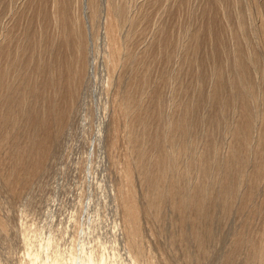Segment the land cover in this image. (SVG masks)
<instances>
[{
  "label": "rangeland",
  "instance_id": "374dc122",
  "mask_svg": "<svg viewBox=\"0 0 264 264\" xmlns=\"http://www.w3.org/2000/svg\"><path fill=\"white\" fill-rule=\"evenodd\" d=\"M92 1L94 2L92 3ZM111 1L113 4H117V13L119 14H117V16H119L117 17V20L119 18L118 21H120V23L116 33H120L119 36H121L122 43L127 41V45L124 44V46L127 48V50L125 49V52L129 54L127 59L120 61L119 65L116 66V70L114 69L115 71L108 69L109 64L105 57L106 39L103 28L106 7L104 6L106 3L105 0H90V3L89 0H63L62 2L67 24H73L75 27H80L81 30L84 29L83 27L86 29V31L85 29L83 30V33L79 30L81 32L78 37L76 35L77 38L74 36L79 40L82 38L83 41L81 40V43L83 47L81 53H78L79 61L76 62L77 64L75 65L72 62V70L70 68L71 57L74 54L72 51L74 48L71 40L68 42L69 39H64L62 34L55 31L58 29V24L54 22L55 19L52 17L53 8L51 6L53 5H51V2H53V0H0V43L4 46L7 45L8 47V55L2 57V61L8 63L7 65L9 68L5 78L7 79L10 85V90L13 91L15 98L19 99L20 97L25 96L23 103H17L16 100L12 104L13 111L19 115L17 123L13 125L8 123L7 126H5L13 137L10 136L5 143L0 145V264H24V262H22L25 260L23 259L25 256L24 253L29 247L36 243L35 238L40 231L45 234H52L61 248L70 249L73 247L76 240L79 239L80 227L85 224H89L91 231H93L92 234L96 235L93 249L96 257H100L101 253L106 256L107 254L116 252L125 260L128 258L125 245H123L124 241L121 239V235L118 234L121 232V221L115 208V201L113 200L114 187H116L115 184L119 179L118 162L120 161L122 154L126 152L124 150L127 148L124 146V131L121 124H119V130L117 132L112 130L110 98L113 89L115 90L117 87L121 88L124 84L129 72L136 70L139 80H147L143 83L145 86L142 92L143 99H146L147 92L154 93V89L156 94H160L162 108L165 112L172 107V87L179 83L181 90L177 92L176 97L180 99L185 98L186 100L189 99L194 102L193 113L191 115L193 116L194 114V116L191 118L192 125L190 124L189 126L191 131L189 130V136L187 135L189 141L192 137L191 145L187 146V148L186 146H183L184 149H182L186 153L190 151L188 154L197 152L198 149H202L205 153V158L210 162V166L215 162H223L227 153L226 150L228 149L227 141H229L231 129L230 123L237 117L235 103L232 99L228 100L230 94L227 85L228 74L233 73V70L230 67V60L234 48L237 46L244 50L250 48L252 50L254 49L257 53L256 57L253 56L252 60L248 59L246 62L247 79L254 85L253 89H255V83L259 81V73L261 74V72H263L264 74V51L260 43L258 31H256L258 30L260 16L255 7V2L259 3L264 11V0H222V12V8H220L219 4L214 3L211 14L213 17V23L218 31V37L215 39V43L209 42L207 39L203 38L195 53H190V51H188V54H186V47H184V44L186 43L185 35H182V33L187 30V28L193 29L194 27H197V25H200L202 21L204 22V18L200 17L203 0H188L189 2L187 0H175L177 3L173 2V0H120L118 3H116L115 0ZM64 2L65 4H63ZM140 2L143 3V7ZM171 2H173V4ZM140 7L142 8L140 9ZM139 10L143 11L139 13ZM75 11L77 13H74ZM126 12L130 16L127 15ZM223 12L225 13L222 14ZM249 12H251V15H249ZM133 13L135 14V17L132 16L134 19L130 18ZM137 13H139V17L136 15ZM143 14H145V16ZM222 15H225L226 18ZM126 17L129 18L130 22L133 20L134 22H127L128 18ZM50 19L53 22H51ZM238 20H240V27H238L237 24ZM135 21L137 22L136 24ZM52 23H56L57 25H53ZM131 24H133V26L129 27ZM159 24L161 25L160 27ZM162 25L164 26V29ZM135 26L137 27V32H135ZM161 28L163 30L162 36L164 34L165 36L161 39L162 43L158 44L157 41H154V38L156 39L159 36L162 31L160 30ZM230 28L235 33L234 39L229 36ZM126 30H130L128 33L133 30L135 34L131 32L128 36L127 33L128 39H126V35L122 36L125 34ZM1 34L2 36L4 35L3 38ZM58 34L62 36L60 37ZM55 35H57V38ZM131 36L132 38H130ZM52 37H54V39H52ZM86 37L88 41L86 40ZM123 37L125 40L122 39ZM150 38L151 41L148 43ZM131 39L132 41H130ZM86 42L88 43L87 45H85ZM67 43L69 45L68 49L67 47L65 48ZM159 47L161 48L159 49ZM164 48L166 50H164ZM211 49L214 50L213 54L211 53ZM184 58L185 60H183ZM193 61H195L196 64H194ZM179 64H182L183 72H180L178 79H176L178 80L177 83L173 82L175 81V78L172 81L171 75ZM82 65L83 67H81ZM107 65L108 68H106ZM187 66L188 70H186ZM219 66L222 67L221 69L223 71L221 91L224 95L217 100L211 101L207 97L208 90L211 88V83L213 82L211 72L213 67L218 69ZM112 72H115V74H111L113 76L115 75L112 78L114 81L111 79L113 83L110 81L111 83L108 84L107 75ZM118 75L121 76L120 81L116 78ZM4 96L5 93L3 92L0 99ZM246 96L249 104L252 106V114L254 117V125L252 127L253 132L256 128L254 126L257 125V119L254 115V104L256 101L254 100V97H250L251 94H247ZM25 112H29L34 116V123L26 122L27 119L24 115ZM201 115L203 116L201 117ZM202 118L203 120H201ZM209 118H211V120ZM211 122H213V124ZM223 124L226 127L229 126V129L227 128L228 131L226 130V132H224L226 128H223ZM159 125L160 122L158 123V126ZM160 128L161 125L156 130H160ZM211 128H213L212 132ZM15 133H17V136ZM224 133L229 135H225ZM14 136H16V139ZM224 137L226 140H224ZM221 140L224 141V143ZM195 141H197V143ZM205 142L207 145H205ZM213 143H215V145ZM250 143L253 144L251 136L248 144L246 143L240 147L238 146L237 151L238 156L242 157L241 154H243L241 160H245L241 161L243 163L242 166L247 165L249 167L248 169H250L253 164L252 160L254 159V153L256 150L255 146H252L253 150L251 149L252 147ZM30 144L34 145L33 152H36L32 158L33 165L21 172L19 180L17 181L18 183H11L13 180L17 179L13 176V179L9 180V175H7L9 173L7 167L13 163V158L10 156V153H15L16 150ZM195 144H198L199 146ZM201 144L203 145L201 146ZM145 147L155 148L158 151H164L167 153L168 150H171V147L173 148L175 146H166L167 148H165V146ZM207 149H209V151ZM249 149L251 150L248 151ZM242 151L246 153H243ZM185 152L184 154H186ZM213 153H217L218 156ZM184 154L182 155V160L180 159L181 162L186 160L183 158ZM221 154L223 155L222 160H220ZM186 155L185 157H187ZM245 155L249 156L247 157L248 159ZM209 157L213 159L214 163H212L213 161H210L212 159ZM247 160L252 163H245ZM241 162L238 163L240 165L236 162L237 167L239 166L238 168L241 171L237 167V169L235 168V164L230 167L232 170H229L231 173L230 175L234 176L233 181L235 182L232 181L233 176H230L227 180L230 182H228V185L232 184V181L233 186L230 185L228 188L229 191L228 189H225L226 191H222L223 189L218 190L219 186L218 182H216L217 179H213L212 189H214L211 194H208L206 198L207 204L206 207L204 206V211L202 213L205 219L206 216L209 215V218H207L208 220L206 219L207 224L205 222L207 226L204 224L205 228H203L207 231V234L204 235L201 232L203 229L200 228L201 231L199 235L201 236L202 233V237L205 240L200 239L202 242V249L201 245L196 248L195 244L197 241L191 238L190 235L183 237L184 240H178L179 244H177V240L174 241L173 238L171 239L175 222L174 226L172 224L173 222L170 223L173 218L169 220L168 216L173 217L174 214H172V211L169 209L170 207H168L169 204L167 202H164V206H161L165 211L160 208L158 212L159 214L155 216L157 222L150 223L151 220L155 221L154 216L150 214L142 217L141 220L144 221H141L143 238L145 242L148 240V242L151 243L149 245L148 242H144V244H146L151 250V255L156 263L162 264L164 261L160 260V254H162L160 252L163 250L166 251H163L162 257L165 255L166 258L170 257L169 260L172 262L171 264H231L232 262L230 261L233 260V264H242L246 258H251L250 243H248V241L251 240L250 237H254L255 231L259 227L261 221V216L257 213V203H259L258 201L261 197V190H263L261 188H263L262 184L264 183V175L258 177L260 179L253 177L251 181L242 180L243 178L239 177V174L242 176L243 173L246 172L247 166L246 168L243 166V170ZM209 168H211L212 171L209 169L204 176H201L204 179L206 178V180L210 178V181L212 180L211 178L214 177L213 171L214 173L216 171L214 170V166ZM232 168H235L237 173ZM233 171L235 173H233ZM191 177L193 178L194 176ZM191 177L187 180L188 184L193 180ZM261 177L263 178L261 179ZM237 178L238 181L240 180L237 186L239 188L235 190ZM134 180L136 183L138 198L141 199V188H139L140 186L138 185V176L136 173L134 174ZM256 180L259 181L258 184L256 183ZM242 181L244 183H240ZM248 182L251 184L249 183L248 185ZM249 186L250 188H253V193H250L251 197L247 195L246 192V187L248 189ZM257 187H261L259 188L260 190H258ZM217 190L219 192H217ZM255 191L258 192L259 197H257ZM225 192H227V194L230 192L228 195L233 196H226V198L224 196L227 195ZM218 193L221 195V200L219 199L220 195ZM243 194L244 197L242 196ZM254 194L256 195V198L253 196ZM215 198L218 199L215 200ZM224 198L225 203L223 201ZM254 198L259 199L255 202ZM249 200L251 201V204H248V202L250 203ZM215 201L217 202V209ZM213 202H215V204ZM219 202L221 203L222 208L220 207ZM233 202H237L239 205L237 206V204H234ZM246 203L248 204L247 206ZM226 204L227 209L225 207ZM223 207L226 210L223 209ZM235 207L237 208L236 210ZM246 207H248L249 210H247ZM219 208L221 209V212L225 210V213L222 212V214H220ZM229 209L231 211H229ZM163 211L165 217L163 216ZM205 212L210 214H205ZM212 213L217 214L213 216V219L211 218L213 215ZM90 216H93V221L88 219ZM147 216L151 218L153 217V219ZM201 216L199 217L200 219L203 218ZM4 218L7 220L9 219V222ZM147 218H149V220ZM204 218L201 219L202 226L205 220ZM200 219L198 220L197 218L199 224ZM208 221L210 223H208ZM159 222L161 225L158 227ZM155 224H157V226ZM209 224H211V227ZM152 225L155 226L154 230L152 229ZM147 227L151 228L153 234L146 229ZM208 227L209 231L207 229ZM235 228L238 230H235ZM168 232L170 234H168ZM208 232H210L209 235L213 237L210 238ZM161 234H163V236ZM227 234L230 235L229 239L227 238ZM231 234H235V238ZM240 234L243 238L239 236ZM165 235H167V237ZM147 237H149V239ZM240 238L244 239L243 242ZM99 240L102 242L104 241L105 248L97 242ZM151 240L153 242H151ZM180 241L186 244H183ZM244 242L246 244L245 246H247L246 249L243 247ZM156 243L157 245H155ZM160 244L161 247L164 245L166 247L161 248ZM228 244H233L232 246L230 245V249L228 248ZM177 245L180 246L177 247ZM240 245L242 246L240 247ZM155 246L158 247L155 248ZM184 246L186 249L189 248L186 252ZM54 247H56V244L53 241L50 248ZM159 247L161 250L157 251ZM153 248L155 249L153 250ZM232 248L233 251L231 250ZM237 249L242 252L240 253ZM244 249L248 251L246 252ZM204 251H207V253L205 252L204 254ZM197 252H200L198 254L201 256L198 255V257ZM225 252L228 253V258L226 257ZM237 252L241 255L239 256L236 254ZM229 253L230 257L234 258L235 256L236 260L235 258H232L233 260H231ZM192 254L194 256H192ZM202 254L206 256L204 257ZM223 254L225 255V258H227V261H225ZM157 256L159 257L157 258ZM162 257L161 259H164ZM188 257L193 259L191 260ZM183 260H187V262H184ZM193 260L197 261L193 263Z\"/></svg>",
  "mask_w": 264,
  "mask_h": 264
},
{
  "label": "bare ground",
  "instance_id": "6f19581e",
  "mask_svg": "<svg viewBox=\"0 0 264 264\" xmlns=\"http://www.w3.org/2000/svg\"><path fill=\"white\" fill-rule=\"evenodd\" d=\"M105 1H106V3L104 6H106V7H105V14H104V21H103L104 27L103 28H104V35H105V39H106L105 40V42H106L105 43L106 44L105 57H106L108 64H109V68H108V65L106 68L110 69L111 71H115L117 68L116 66L119 65L120 61H124L125 59H127V56L129 54H127L125 52V49L127 50V48H126V46H124V44H126L127 41H125V43H122L123 41L121 40V36H119L120 33L119 34L116 33L118 31L117 28H118V25L120 23V21H118L119 18L117 20V17H119V16H117V14H118L117 13V6H116L117 4H113L111 0H105ZM118 1L120 2V0H117V1L115 0L116 3H118ZM176 1L173 0V2H176ZM62 2H63V0H53V2H51V5H53V6H51L53 8V14H52L53 16L52 17L55 19L54 22H56L58 25L56 23H54V24L52 23V24L53 25L56 24L58 27V29L55 31H58L59 34H62L64 36L63 37L64 39H66V40L69 39L68 42L70 40L72 42V46L74 48L73 51L71 50L72 52H74V54L72 57L70 56L71 57V68L70 69L72 70V62L75 65L77 64L76 62L79 61V57H78L79 54L78 53H81L82 47H83L82 43H81L82 38H81V40L76 39V38L78 37V35L80 34L81 31L83 33V30L85 29V27L81 26L84 28V29L82 28L83 30H81L80 27H77V26L75 27L73 24H67ZM93 2L94 1H92V3ZM173 2H171V3L173 4ZM89 3H90V0H89ZM121 3H120V5H121ZM214 3H218L220 8H222V0H203L202 9L200 8L201 9V12H200L201 16L200 17L204 18L203 19L204 22L202 21L201 24L199 23L200 25H197V27H194L193 29H189L186 27L187 30L188 29L189 30L188 31L185 30L182 33V35L183 34L185 35L186 43L184 44L185 45L184 47H186V54H188V51H190V53H195V51L199 48L203 38L207 39L209 42L215 43V39L218 37V31L216 30V27L213 23V20H212L213 17L211 14ZM63 4H65V2ZM141 4L143 7V3H141ZM174 6H175V3H174ZM142 7H140V9ZM145 7H146V5H145ZM255 7H256L257 13L260 16V22H259L258 28H257L258 30H256V31H258L260 43H261V46H262L263 51H264V11H263V9L259 3L255 2ZM124 8H125V5H124ZM124 8H123V10H124ZM181 8H182V6H181ZM139 11H140L139 13H141V11H143V10H139ZM222 11H223V8L221 9V12ZM72 12H73V9H72ZM225 12H223L222 14H224ZM74 13H77V12L75 11ZM119 13H121V12H119ZM139 13L136 14L138 17H139ZM127 15H129V14L127 13ZM134 15L135 14L133 13L130 18H132V16H134ZM143 15L145 16V14H143ZM249 15H251V12H249ZM222 16H224V18H226L225 15H222ZM79 17H80V15H79ZM126 18H128V17H126ZM126 18H125V20H126ZM132 19H134V18H132ZM78 20H79V18H78ZM135 20H136V18H135ZM50 21H51V19H50ZM136 21H135V24L137 23ZM51 22H53V21H51ZM127 22L132 23V22H134V20L132 22H130V20L128 18ZM3 23H4V21H3ZM237 24H238V27H240V20L237 21ZM163 25H165V24H163ZM42 26H43V24H42ZM131 26H133V24H131L129 27H131ZM160 26L161 25L159 24V27ZM39 27H40V25H39ZM5 28H6V26H5ZM163 29H164V26H163ZM15 30H16V28H15ZM79 30H81V31H79ZM127 30H126L125 34L122 36L126 35V37H127V33L130 31V30L129 31H127ZM160 30H162V28ZM17 31H18V29H17ZM85 31H86V29H85ZM131 32H133V30H131ZM135 32H137V27H136ZM171 32H172V28H171ZM229 32H230L229 36H231V38L234 39L235 38L234 31L230 28ZM39 33H41V32H39ZM130 33H128V36ZM162 33H163V30L161 31V33L159 34V36L156 39L154 38V41H157L158 44L162 43L161 39L163 38V36H165V34L162 36ZM59 34H58V36H60ZM133 34H135V33L133 32ZM76 35H77V37H76ZM117 35L120 37V40H119V37ZM1 36H2V34H1ZM3 36H2V38H3ZM56 36L57 35H55V37ZM85 36H86V34H85ZM85 36H82V37H85ZM130 38H132V36ZM171 38H172V36H171ZM52 39H54V37H52ZM122 39L125 40L124 37ZM126 39H128V37ZM164 39H166V38H164ZM86 40H87V37H86ZM58 41L60 42L59 39H58ZM130 41H132V39ZM150 41H151V38L149 39L148 43H150ZM54 43H55V41H54ZM57 43H56V45H57ZM87 44L88 43L86 42L85 45H87ZM67 45H68V43H67ZM67 45H65V48L67 47V49H68L69 45L68 46ZM176 46H177V44H176ZM167 47H168V45H167ZM7 48H8L7 45L4 46L0 43V98H1L2 93L3 92L5 93V96L2 99H0V145L5 143L7 141V139L11 136L10 131L8 129H6L5 126H7L8 123H10V125L17 123V120L19 118V115L13 111L12 104L16 100H17V103H23L24 99H25V96H22L19 99L15 98L13 91L10 90V85H9L7 79L5 78L6 73H7L9 68L7 65L8 63L2 61V57L5 55H8V49ZM160 48L161 47H159V49ZM123 49H124V51H123ZM164 50H166V49L164 48ZM213 52H214V50L211 49L212 54H213ZM159 53H160V51H159ZM166 53H167V51H166ZM102 56H104V55H102ZM253 56L256 57L257 53L254 49L252 50L250 48H247L244 50V49L238 48V46H237L234 48V50L232 52V58L230 60V67L232 68L233 73H231V74L229 73L228 78H227V82H228L227 85H228L229 94H230L229 95L230 97L228 98V100L232 99L233 102L235 103V107H236L235 110H236L237 117L234 120H232L230 123V125H231L230 135L227 133H224L225 135H229V141H227L228 142L227 143L228 149L226 150L227 153L224 157L223 162L221 161V162H215L214 163L213 159L209 157L210 159H212L210 161H213L212 163H214L211 166L212 167L214 166V168H215L214 170L217 172V173L216 172L214 173V171H213L214 177L211 178L212 180H210V181H209L210 178H208V180H206V178L204 179L201 176V175L204 176V174L207 173V171H209V169L211 170V168H209V167H211L210 162H208V159L205 158L204 151L202 149H201L202 151L200 149H198L200 151L197 150V152L188 154V152H190V151H188L189 149L186 150V151H188L187 153L183 150L184 149L183 146L184 147L186 146V148H187V146L191 145L190 143H191L192 137L190 135L191 138L189 141L187 139L188 138L187 135L191 131L189 129V126L191 124V118H193V116H194V114H193V116H191L193 113V103L194 102L192 100H189V99L186 100L184 98L185 99L184 100V99H180V98L176 97L177 92H179L181 90L179 87L178 80H176V79H178L180 72H183L182 64H179L175 68L174 72H172V75H171L172 78L171 79L173 81L175 78V81H173V82H177L178 85H174L172 87L173 88L172 89V99H173L172 100V107L170 109H168L166 112L162 108V102L160 99V94H156L155 89H154L155 94L153 92H147L146 99L142 98V92H143V89L145 87L143 85V83L146 82L147 80L146 81H144V79H143V81L139 80L136 70H132L131 72H129L127 74L125 82L121 86V88L119 87L120 88L119 89L118 87L117 88L115 87L116 88L115 90L114 89H113V91L111 90L112 93H111V98H110L111 99V101H110V103H111L110 114H111L112 130L114 132H117L119 130V124H121L123 131H124V140H125L124 146H126L125 148H127L126 150H124L126 152L122 154V157L120 158V161L118 162V164H119V168H118L119 169V179L115 184L116 187H114L115 190L113 193V200L115 201V208H116V210L120 216L119 218L121 221V224H120L121 225V232H119L118 234L121 235V237H122L121 239H123V241H124L123 245H125L126 252L128 254V258L125 260L116 252H112L110 254H107L106 256L101 253L100 257H96L94 254V251H93L94 245H95V236L96 235L92 234L93 231H91L90 225L85 224V225H82L80 227L79 239L76 240L73 247H71L70 249L61 248L60 245L58 244L56 238L52 234H45L42 231H40L35 238L36 243H34V245L29 247L25 251V253H24L25 256L23 258L25 260L22 262H24V264H159L153 260V256L151 255V250L149 249V247L146 244H144L145 240L143 238L144 237L143 236V227L141 225L142 224L141 221H143V220H141V219L144 215L146 216V215L150 214V215L154 216V220H155V221H153V220H151V219H153V217L151 218V217L147 216V217L151 218L150 223L157 222L155 216L159 214L158 212H159L160 208H162L161 206H164V204H165L164 202H167L169 204V206L168 205H166V206L170 207L169 209L172 211V214H174L173 217L168 216L169 220L171 218L174 219V220L171 219L172 220L171 222L169 221L170 223L173 222L172 223L173 226H174V222H175V227L171 226L174 228V229L172 228L173 232L171 235L172 236L171 239L173 238L174 241L177 240V242H178V240H184L183 237H187V235H190L191 238H193L194 240L197 241L195 244L196 248L200 247V245H201V249H202V242L200 239L204 240V238L202 237V233L204 235L207 234V231H205L203 228H205V226H207L206 225L207 220H208L207 218H209V215L208 216L205 215L206 219H207L206 220L202 213L204 211V206L206 207V204H207L206 198H207L208 194H211V192L214 189V188L212 189L213 179L214 180L217 179L216 182H218V186L220 187V188L218 187V190L223 189L222 191H224L225 189L227 190L230 187V185L233 186L232 184H233V182H235V181H233L234 180L233 175H232L233 176V179H232L233 182L231 181L232 184L228 185L229 181H227L229 179V177L231 176L230 175L231 173L229 171V170H231L230 167H232V165L235 164V168H236L237 167L236 162L238 164L242 160L243 161L245 160V159L241 160V158L243 157V154H241L242 157L238 156V152H237L238 146L240 147L242 145H245L246 143L248 144L250 136H251V139H253V144L250 143L251 147L252 146L256 147L255 153L253 152L254 153V159H253L254 161L252 160L253 164H252L250 169H248L249 167L247 165H245V166L243 165L245 168L247 166L246 172L243 173L242 176H240V174H239V177L243 178L242 180H245V181L250 180L251 181V179L253 177L254 178L257 177V179H260L258 177H260L261 175H264L263 174L264 173V150H263V148H264V74H263V72H261V74L259 73V75H258L259 81H257L255 83V89H253L254 85L247 79V75H246V62L248 59L252 60ZM42 59H43V57H42ZM183 60H185V58ZM193 63L196 64L195 61H193ZM81 67H83V65ZM221 68H222L221 66H219L218 69L213 67L212 72H211V74H212L211 77L213 78V82L211 83V88L208 90V93H207V97L211 101L217 100L222 95H224V93L221 91V87H222L221 82H222V76H223V71ZM186 70H188V66H187ZM111 74H115V72L114 73L113 72L108 73V75H107V83L108 84L112 82L111 79L115 76V75L113 76ZM116 78L118 81L121 80L120 75L116 76ZM14 79H16V78H14ZM111 85H109V86H111ZM111 87H113V86H111ZM13 88H15V87H13ZM170 93H169V95H170ZM175 93H176V95H175ZM247 94H251L250 97H254V100L256 101L254 104V107H255L254 115H255V118L257 119L256 120L257 125L254 126V127H256L255 131H253L254 135L252 132V127L254 125V121H253L254 117L252 114V106L249 104L248 98L246 96ZM182 98H183V96H182ZM24 115L26 116V119H27L26 122L27 123H34L35 122V118L31 113L25 112ZM149 115H151V116H149ZM202 116L203 115H201V117ZM121 118H122V120H121ZM209 119L211 120V118H209ZM201 120H203V118ZM159 122H160L161 128H160V130L159 129L156 130L160 126V125L158 126ZM211 123L213 124V122H211ZM98 127H100V126H98ZM224 127L226 128L224 132H226V130L228 131L229 126L226 127L224 125L223 128ZM212 129L213 128H211V132L213 131ZM100 131H101V129H100ZM217 132H218V130H217ZM15 135L17 136V133H15ZM211 135H212V133H211ZM16 136H14L15 139H16ZM11 137H13V136H11ZM224 140H226V138ZM195 142L197 143V141H195ZM222 142L224 143V141H222ZM198 144H195V145L199 146ZM213 144L215 145V143H213ZM202 145L203 144H201V146ZM205 145H207L206 142H205ZM33 146L34 145H31V144L25 145V147L16 150L15 153L14 152L10 153V156L13 158V163H11L7 167L8 171H9V173L7 175H9V180H12L13 176H15L17 179V180H13L11 183H13V182L18 183L17 181L19 180L21 172L25 171L27 168H29L33 165L32 158H33V155L36 154V152L35 153L33 152V150H34ZM145 146H165V148H167L166 146H169V147L175 146V147H173L174 149L171 147V150H168V152L165 153L164 151H158L155 148L153 149V148L145 147ZM251 149L253 150V147ZM251 149H249L248 151H250ZM207 150L209 151V149H207ZM183 151L188 155L184 154ZM208 151H207V153H208ZM226 151H224V152H226ZM191 152H192V150H191ZM239 153H241V152H239ZM243 153H246V152H243ZM251 153H252V151H251ZM183 154H184L183 158H185L186 160L184 159L185 161L181 162L180 159L182 158ZM213 154H217V153H213ZM222 154H223V151H222ZM222 154L220 155L221 156L220 160H222V156H223ZM185 155L187 157H185ZM207 156H209V155H207ZM217 156H218V154H217ZM251 156H252V154H251ZM247 157H249V156H246V158ZM217 159H218V157H217ZM249 161H250V159H249ZM245 163L248 164L250 162H248V160H247V161H245ZM242 164L243 163L241 162V166H242ZM238 165H240V164H238ZM243 166H242V169H243ZM235 168H232V169L235 170ZM235 171L237 173V170H235ZM4 173H5V170H4ZM135 173L138 176V185L140 186L139 188H141V199H139L138 195H137V188H136V183L134 180V174ZM233 173H235V172L233 171ZM228 174H229V176H228ZM235 175H237V174H235ZM191 176H194V177L192 178ZM205 176H207V175H205ZM190 177L193 180L191 183L188 184L187 180ZM211 177H212V175H211ZM263 177H261V179ZM238 178H237V182H236L237 185L234 183L236 185V187L234 186L235 190L237 188H239V187H237L238 182L240 181V180L238 181ZM258 182L259 181L256 180L257 184H258ZM240 183H244V182L242 181ZM249 183L250 182H248V185H249ZM254 183H255V180H254ZM254 183H253V185H254ZM245 184H243V185H245ZM215 185H217V184H215ZM262 185H263V188L257 187L258 190H260L259 188L263 189V190H261L262 192L260 195L261 196L260 200L258 201L259 203H257L258 204V206H257L258 212L257 213L260 214L259 216H261V221H260L259 227L255 231L254 237L253 238L250 237L251 240L249 239L250 241H248V243H250L251 258L252 259L246 258V260L244 262L242 259V262H243L242 264H264V183ZM218 190H217V192H219ZM239 190H241V189H239ZM228 191H229V189H228ZM241 191H244V190H241ZM252 191H253V188H250V186H249V188L247 189V187H246L247 195L250 196V193ZM227 192H225V193L227 194ZM231 192H232V190H231ZM255 193L257 194V197H259L258 192L255 191ZM228 194H230V192ZM228 194L224 195V196L225 197L226 196H229V197L233 196V195L230 196ZM236 194H237V192H236ZM242 196L244 197V194ZM253 196L255 197L256 195L254 194ZM255 198H254L255 202H257L256 200L259 198H257V199H255ZM217 199L218 198H215V200H217ZM219 199L220 200L222 199L221 195H220ZM235 199L237 200L236 197H235ZM238 199H240V198H238ZM223 201L225 203V198ZM215 202H213V203L215 204ZM220 202H219V204L221 207ZM237 202H238V200H237ZM237 202H235V203L237 204ZM239 202H241V201H239ZM248 204H251V201H250V203L248 202ZM248 204L246 203V206ZM253 204H252V207H253ZM238 205L239 204H237V206ZM217 207L218 206H217V202H216V209H217ZM225 207L227 209V204ZM236 207H235V210L237 209ZM165 208H167V207H165ZM246 208H247V210H249L248 207H246ZM163 209L164 208H162V210ZM223 209H225V208L223 207ZM205 210H206V208H205ZM207 210H209V209H207ZM219 210H220V212H219L220 214H222V212L225 211L224 210L221 212L220 208H219ZM232 210H233V208H232ZM164 211H165V209H164ZM164 211L162 212L163 216L165 215ZM229 211H231V210L229 209ZM168 212H170V211H168ZM213 212H214V210H213ZM207 213L205 212V214H207ZM215 213L214 214L212 213L213 214L211 217L212 219H213L214 215H217ZM208 214H210V213H208ZM229 214H230V212H229ZM255 214H256V212H255ZM200 216L205 219L203 222V226L206 222L204 227L202 226V222H201V219H203V218L200 219L199 218ZM259 216H258V218H259ZM164 217H163V220H164ZM149 218H147V219L149 220ZM158 218H159V216H158ZM160 218H161V215H160ZM197 218H198V220L200 219L201 226H200L199 222L197 221ZM4 219L7 220L6 218H4ZM88 219L93 221L94 218H93V216H90ZM145 220H146V218H145ZM217 220H218V218H217ZM146 221H145V224H146ZM161 221H162V219H161ZM210 221H212V220H210ZM147 223H149V222H147ZM162 223H163V221H162ZM208 223H210V222L208 221ZM145 224H143V225H145ZM5 225H6V223H5ZM155 225L157 226V224H155ZM159 225H161L160 222L158 223V227H159ZM152 226H153L152 229L154 230L155 226L154 225H152ZM209 226L211 227V224H209ZM2 228H3V225H2ZM200 228L203 229L204 232L201 231ZM248 228H249V226H248ZM146 229L149 230L151 234H153V231H151L150 227L149 228L147 227ZM207 229L209 231V227ZM235 230H238V229L235 228ZM200 231L202 232L201 236L199 235ZM162 232H163V230H162ZM251 232H253V231H251ZM209 233L210 232H208V235H209ZM168 234H170V233L168 232ZM161 235L163 236V234H161ZM227 235H228L227 238L229 239L230 235L229 234H227ZM231 235H233V234H231ZM244 235H246V234H244ZM147 236H148V234H147ZM165 236L167 237V235H165ZM233 236H231V237H233ZM239 236H241V234ZM200 237H202V238H200ZM211 237H213V236H210V238ZM147 238L149 239V237H147ZM207 238L209 239L208 236H207ZM234 238H235V236H234ZM242 238H240V240L243 242L244 239H242ZM155 239H157V238H155ZM168 240H166V241H168ZM53 241L55 242L56 247L50 248V245H52ZM97 242H99L103 246V248H105V245L103 243L104 241L102 242L99 240ZM147 242H148V240H147ZM147 242H145V243H147ZM151 242H153V241L151 240ZM180 242H182V241H180ZM245 242L247 244L246 239H245ZM245 242L243 243V245H244L243 247H245V249H246L247 246H245L246 245ZM158 243H161V242H158ZM182 243L186 244L184 242H182ZM204 243H206V242H204ZM229 243H231V242H229ZM232 243H234V242H232ZM148 244L150 245L151 243L148 242ZM177 244H179V242ZM239 244H240V242H239ZM155 245H157V243ZM175 245H176V243H175ZM230 245L231 244H228L229 249L231 248ZM171 246H173V245H171ZM179 246L177 245V247H179ZM234 246H235V244H234ZM234 246H233V248H234ZM241 246L242 245H240V247ZM156 247H158V246H155V248ZM160 247H161V244H160ZM160 247H159V249H157V251L161 250ZM165 247L166 246L164 245L161 248H165ZM155 248H153V250ZM233 248L231 249L232 251H233ZM187 249H189V248H187ZM187 249L184 246L185 252ZM245 249H244V251L247 252L248 250H245ZM163 251H161L160 253L163 254ZM179 251H180V248H179ZM205 252L207 253V251H204V254H205ZM226 252H227V250H226ZM226 252H225V255L228 258V256H227L228 253H226ZM229 252H230V250H229ZM239 252L241 253L242 251H239ZM156 253H158V252H156ZM198 253H200V252H197V256L198 255L201 256ZM222 253H224V252H222ZM162 254H160L161 257H162ZM170 254H172V253H170ZM182 254H181V256H182ZM204 254H202V255H204ZM236 254H238V252ZM219 255H221V254H219ZM225 255L223 256L224 258H225ZM238 255H237V257H238ZM165 256L162 257L164 259H161V257H160V260H162V261L164 260L162 262V264H171L172 262L169 260L170 257L166 258ZM179 256H180V254H179ZM192 256H194V255L192 254ZM205 256L206 255H204V257ZM158 257L159 256H157V258ZM183 257H184V255H183ZM229 257H230V253H229ZM95 258H96V260H98L97 262H95ZM227 258H225V261H227ZM232 258H231V260H233L234 258L236 260L235 256L233 259ZM185 259H187V258H185ZM189 259H191V258H189ZM84 260H85V262H84ZM160 260H159V262H160ZM183 261L187 262V260H183ZM188 261H190V260H188ZM195 261H197V260H195ZM195 261L193 260V263ZM233 261H230V262H232L231 264H233ZM198 262H199V260H198Z\"/></svg>",
  "mask_w": 264,
  "mask_h": 264
}]
</instances>
